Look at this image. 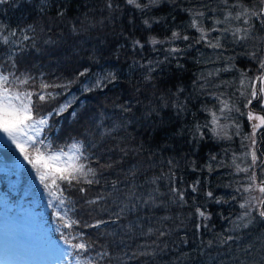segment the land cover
<instances>
[{"label":"trees","instance_id":"16d2710c","mask_svg":"<svg viewBox=\"0 0 264 264\" xmlns=\"http://www.w3.org/2000/svg\"><path fill=\"white\" fill-rule=\"evenodd\" d=\"M233 2L229 0V5ZM243 2L248 7L258 8L259 5V0ZM139 3H147V0H139ZM113 4L118 8L112 12L105 7V0H7L0 4V64L11 70L8 57L13 56L16 75L27 73L34 78L22 90H35L41 80L63 86L47 90L59 93L55 99L40 102L33 97L38 115L48 120L39 138L45 145L50 143L53 149L64 147L65 151H68L66 145L82 141L89 159L82 158L81 162L86 166L91 164L97 168L109 161L119 162L105 169L102 176L98 173L99 184L82 182L71 188L62 185L65 208L69 204L74 206V218L89 224L96 219L108 220L117 210L111 201L96 205L85 201L99 194L106 196L111 191V182L124 181L133 165L138 166L135 183L141 185L152 177L174 173V186L184 192L187 201L183 207L178 204H169L167 209L145 207L139 214L145 217L140 221L144 231L154 227L169 233L162 237L158 232L129 237L112 224L99 229L78 226L75 231H83L93 248L79 257H66L65 264H76L77 259L83 261L85 255L96 258L100 251H108L110 256L99 264H109V260L111 264H238V261L264 264V220L258 218L255 209L252 215L257 219L248 228L232 230L233 224L229 222L243 211L239 204L246 197V192L236 191L248 175L236 172L240 151L233 147L235 142L223 137L220 131L219 135L212 131L215 125L211 124V112L205 110L216 112L222 121L239 122L245 127L246 115L240 114L247 109L244 107L246 98L240 96L243 90L239 84L240 72L246 71L249 77L258 74L256 62L248 54L256 51L258 44H264V32L254 33L260 39L240 43L233 41L231 33L225 38L212 32L209 38L219 37L223 45L212 49L203 42H195L200 33L190 27L193 17L187 10L204 12L205 16L198 19L204 28H211L214 20L224 19L226 6L221 0H159L144 9L127 4L126 0H113ZM58 12L64 15L60 17ZM86 16L104 23L74 34L73 25L83 27L78 22L84 21ZM146 20L148 24L144 23ZM229 26L235 28L242 24L231 21L230 25L216 27ZM173 32L190 39L169 40ZM3 36L9 37L7 44L3 43ZM24 36L29 39L25 40ZM152 38L164 43L152 45ZM135 41H140L143 47H133ZM171 48L181 51L170 54ZM149 61L154 68L150 81L145 80L149 75ZM225 68L230 70L217 72ZM81 72L85 74L81 76ZM210 72L214 75L208 76ZM109 73L116 77L110 82L104 80ZM202 74L207 83L198 79ZM98 80L101 81L99 87L96 86ZM216 96L228 99L230 105L235 103L240 112L221 115ZM175 102L184 104V110L177 112L171 106ZM164 104L169 106L162 107ZM122 105H131L130 111L123 112ZM150 108L156 112L148 116ZM48 113L53 114L48 116ZM205 124L208 127H204ZM232 136L238 142L236 135ZM0 142L15 145L2 133ZM120 148L136 151L123 156ZM157 183L161 192H167L170 186L167 179ZM192 186L196 187V192L192 191ZM80 187L87 191L79 192ZM120 187L124 188V184ZM150 187L145 185V188ZM208 192L222 198L221 202L208 197ZM56 193L55 187L45 188L41 184L35 169L27 162L21 166L0 162V224L10 226L11 234H21L34 241L51 255L54 264L58 252L52 240L63 244L61 233L72 231L63 229L56 215L60 210L59 201L54 198ZM103 207L109 211H100ZM196 207L211 214L208 228H202L199 233L194 229L197 217L188 216L190 212L195 213ZM164 216L172 219L162 220ZM177 216L184 220L180 228L176 227L180 223ZM129 218L135 219L122 218L121 223L126 224ZM57 228H61V232ZM113 232L118 234L112 236ZM219 233L235 239L220 245L216 243ZM185 238L187 244L182 242ZM209 240L214 241L211 247L207 245ZM141 245L148 247L141 248ZM145 250L155 251V255L129 259L133 251Z\"/></svg>","mask_w":264,"mask_h":264},{"label":"snow or ice","instance_id":"6c2138e0","mask_svg":"<svg viewBox=\"0 0 264 264\" xmlns=\"http://www.w3.org/2000/svg\"><path fill=\"white\" fill-rule=\"evenodd\" d=\"M7 0H0V4L6 3ZM159 0H147V3L141 4L139 0H126V3L129 5H134L136 8L144 9L149 6L155 5ZM221 2L226 6V12L224 19H216L213 21V27L204 28L201 24L200 17H204L205 13L200 11L187 10L192 14V20L190 27L195 29L200 33L199 38L196 39V43L201 42L205 43L207 47L212 49L222 48L223 45L220 43L219 37L209 38L212 32H217L223 35L225 38L227 33H231L232 39L236 43L246 42L253 39H260L254 35L255 32L260 31L264 32V0H259V7H248L244 4L243 0H234V2L229 5V0H221ZM105 7L110 11H114L118 8V5L113 4V0H105ZM58 16L62 17L63 12H58ZM231 21L241 22V27H224L219 28L217 25L229 24ZM78 23L82 24L83 27L77 28L76 25H73L72 32L74 34H79L80 32L86 31L87 29H95L98 25L104 23L103 20L93 21L89 20L87 16L84 21H79ZM145 24H148V21H144ZM259 24V28H257ZM31 28V26H29ZM34 31V29H33ZM15 35V33H12ZM24 39H29L28 36H24ZM169 40H189L188 36H181L179 32H173L172 36L168 38ZM9 40L8 36H3L2 41L4 44H7ZM151 44H163L164 41H159L155 38L151 39ZM143 47L140 44V41H135L133 47ZM192 45L189 44V47ZM181 49L171 48L168 50L170 54L179 53ZM264 44H258L256 51L249 53L251 59L256 62L258 75L249 77L246 71L240 72V81L239 84L243 90H240V96L246 98L245 108H249L253 104V101H256L262 111H264ZM11 62V70L5 69L2 64H0V133L4 134L12 143L16 145V148L23 155L25 161L30 164L33 169H35L36 175L38 176L41 184L45 188L55 187L57 193L54 195L55 199H58L60 210L57 211L56 215L61 221L62 228L68 231L67 234L61 233V239L63 244L58 240H52V243L55 245L58 252V259L55 261V264H65V258L75 255L79 257L82 254L89 253V250L93 248L91 241L85 239V233L83 231H75L78 226L84 228H93L99 229L102 225L112 224L116 228L122 229L125 235L129 237H135L136 235H145L150 236L158 232L159 236L168 235V232L163 230L156 229L154 227H148L145 232L143 225L140 223L141 220L145 217H141L139 214L144 211L145 207L149 209H167L169 204H178L180 207H183L187 204V201L184 198V192L174 186V173H169L167 176L161 175L158 177H152L149 180L145 181L144 185L135 183L136 171L138 169L137 165H133L129 168L126 179L124 181H112L110 184L111 191L107 195L99 194L94 199L86 200L85 203L88 205H96L100 202L108 203L111 201L113 205L116 206V211L109 216L108 220L105 219H96L94 223H82L81 220L74 218L75 208L73 205L69 204L65 208L66 198L63 197L64 187L66 185L71 188L76 185L81 184L82 182L88 185L99 184L100 179L98 178V173L102 176L103 172L107 168H113L115 165L119 164L118 161H109L105 165H100L97 168L88 164L81 162L82 158L88 160V156L85 155L84 144L82 141H74L70 145H66L68 151H65L64 147H59L58 149H53L52 145L49 143L45 145V141L40 139V133L42 131V126L48 123V120L45 116H39L36 110L35 101L33 97L40 102H46L48 100L55 99L56 95L59 93H53L47 91L50 88L63 87L62 85L49 84L44 80L39 82V85L35 90H22L23 86L30 85L34 81V78L27 74L23 73L21 75H16V60L13 56L8 57ZM167 59V57H166ZM231 59V58H229ZM156 63H162L157 61ZM153 62L149 61L147 66L148 76L145 77V80H151V73L154 71L152 67ZM229 68L219 69V71H229ZM87 72V69H85ZM85 72H81L80 75L83 76ZM208 76L214 75V73H208ZM116 77L113 73L107 74L104 77V80L111 81ZM198 79H204L206 77L201 75ZM96 86H101V81H97ZM204 87V85H201ZM181 91L182 90H178ZM223 95V94H221ZM216 100L220 105L219 112L221 115H225V112H240V108L236 107L235 103H229L228 99H221L220 96H216ZM169 105L164 104L162 107H167ZM174 107L177 112L183 111L185 105L179 102H175L171 105ZM131 105H122L121 110L123 112H129ZM61 107L60 111H63ZM206 111L211 112V124L216 125L213 127L212 131L219 135L217 130L219 125V117L216 112H212L210 109H205ZM55 111V110H54ZM153 112H156V109H149V112L146 114L151 116ZM53 113H48L50 116ZM241 115H247L248 120L251 122L253 120H258L259 123L251 124L252 133L250 136H245L246 140L251 141L250 151L245 152L244 156H251V163L247 168H241L238 164L236 165V172L248 173L252 169V174L247 176L246 179L249 181L247 187L241 186V188L236 189L237 192H251L253 190H258L261 194H264V180H261L259 185H257V176L255 174V167L257 161L260 157L257 156L256 144L257 141L255 136L260 132L262 127H264V115L256 116L254 113L249 110L247 113H240ZM75 115V113H73ZM227 118V117H225ZM204 127H208L207 124ZM239 128V125H236ZM200 126H196V131L199 132ZM110 135V133H105ZM226 135V134H225ZM239 135V132H237ZM41 146H44V150H41ZM242 147L245 145L242 144ZM33 151H29V149ZM119 151L123 156H127L129 151H136L135 149H126L120 148ZM235 159V157H234ZM98 163V162H97ZM261 163L264 164V160H261ZM168 164L171 165L172 161L169 160ZM264 171V169H262ZM91 177V178H90ZM167 179L170 186L168 187L167 192H161L160 187L157 181ZM124 184V188L120 187V184ZM199 181H197V184ZM145 185H151L150 188H145ZM138 189H144V191H138ZM79 192L85 193L87 189L80 187ZM196 187L192 186V191L196 192ZM168 197V200H165V197ZM207 196L213 199H216L217 203L221 202L222 198L213 197L212 192H208ZM235 199V197H233ZM239 207L243 210L240 215H238L235 220L229 219V222L233 224V229L248 228L250 224L256 221L257 216L260 220H264V198L261 197H248L239 204ZM252 209H255L257 216L252 215ZM95 211V209H93ZM100 211L107 213L109 209L103 207ZM61 212L64 214L61 215ZM73 213V215H69ZM195 215L198 222L194 224V229L196 233H199L202 228L207 229V221L210 219L211 214L206 210H202L201 207L195 208V213H188V216L191 217ZM135 217V219H127V223H121L122 218ZM200 218H203V222H200ZM155 219V217H152ZM162 220H171L172 217L164 216ZM176 220H179V224L176 225L177 228H180L184 225V220L177 216ZM186 227V226H185ZM139 229V232L137 230ZM58 232H61V228H57ZM75 231V235H73ZM118 233H111L112 236H116ZM235 239L232 235H225L224 233L217 234L216 243L220 245H226L229 241ZM77 241V242H73ZM187 244L188 240L185 238L182 241ZM122 243V241H121ZM201 241V245H203ZM214 241H207V245L211 247ZM155 244V241H153ZM141 248L147 249L148 246L141 245ZM155 251H133L129 259H138L139 256H153ZM110 253L108 251H100L96 253V258H92L89 255H85L84 260H76V264H99L100 260H103L105 257H109ZM109 264L111 261L109 260ZM238 264H244L243 261H238Z\"/></svg>","mask_w":264,"mask_h":264},{"label":"rangeland","instance_id":"374dc122","mask_svg":"<svg viewBox=\"0 0 264 264\" xmlns=\"http://www.w3.org/2000/svg\"><path fill=\"white\" fill-rule=\"evenodd\" d=\"M259 7V5H258ZM254 107H260L258 104H253ZM254 107L251 109L250 107L246 109L245 113H247L249 110H251L254 115L256 116H262L264 113H261L259 111H255ZM230 116V115H229ZM245 125L243 126L239 122L233 123L231 121H222L219 116V125L222 127H218L217 130L221 132V135L225 138H229L230 141L235 142L233 147H237L238 151H240L239 156V166L241 168H247L249 167L251 163V156H244L243 154L245 152L250 151L251 141L246 140L245 136H250L252 133V127L251 124L253 123H259L258 120L249 121L246 115V121ZM236 125H239V128L236 127ZM215 127H217L215 125ZM231 127H233V130H231ZM264 129V127H262ZM261 129V130H262ZM260 130V131H261ZM237 132H239V135H237ZM233 133V134H232ZM226 134V135H225ZM236 135L237 140L234 136ZM255 139L257 141L256 149H257V156L260 157V159L257 161V165L254 169L255 174L257 176V185H259L261 180H264V164L261 163V160H264V134H262V137L260 135V132L255 136ZM242 144L245 145V147H242ZM25 162L24 158L22 157L19 161L14 162L16 164L23 165ZM238 162V161H237ZM252 169L249 170L248 174L249 176L252 174ZM244 177L242 179L243 181V187H247L249 181ZM261 197L264 198V194H261L258 190H253L251 192L246 193V197H243L241 203L245 198L248 197ZM7 230L9 229L4 226L0 225V264H53L51 257L49 255H45L43 253H40L37 249L27 246L26 239L22 236H6Z\"/></svg>","mask_w":264,"mask_h":264},{"label":"water","instance_id":"95a60500","mask_svg":"<svg viewBox=\"0 0 264 264\" xmlns=\"http://www.w3.org/2000/svg\"><path fill=\"white\" fill-rule=\"evenodd\" d=\"M22 154L16 147L4 146L0 144V161L14 162L20 160Z\"/></svg>","mask_w":264,"mask_h":264},{"label":"flooded vegetation","instance_id":"af4514ba","mask_svg":"<svg viewBox=\"0 0 264 264\" xmlns=\"http://www.w3.org/2000/svg\"><path fill=\"white\" fill-rule=\"evenodd\" d=\"M253 104H258L256 101H253ZM251 105V106H249L251 109L254 107V105ZM258 106H260L259 104H258ZM254 110L255 111H259V112H261V113H264V111H262L261 110V108L260 107H254ZM245 126H247V125H245ZM262 134H264V129H262L261 131H260V135H261V137H262ZM264 144V143H263Z\"/></svg>","mask_w":264,"mask_h":264}]
</instances>
